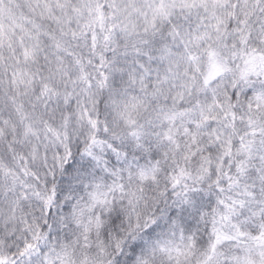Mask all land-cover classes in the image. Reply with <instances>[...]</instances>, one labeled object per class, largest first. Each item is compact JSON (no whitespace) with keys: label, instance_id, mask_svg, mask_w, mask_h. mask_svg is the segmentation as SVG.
I'll use <instances>...</instances> for the list:
<instances>
[{"label":"snow or ice","instance_id":"1","mask_svg":"<svg viewBox=\"0 0 264 264\" xmlns=\"http://www.w3.org/2000/svg\"><path fill=\"white\" fill-rule=\"evenodd\" d=\"M0 264H264V0H0Z\"/></svg>","mask_w":264,"mask_h":264}]
</instances>
